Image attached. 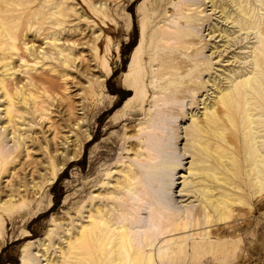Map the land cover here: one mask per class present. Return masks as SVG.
I'll return each mask as SVG.
<instances>
[{"label":"rangeland","instance_id":"obj_1","mask_svg":"<svg viewBox=\"0 0 264 264\" xmlns=\"http://www.w3.org/2000/svg\"><path fill=\"white\" fill-rule=\"evenodd\" d=\"M181 1L0 0L1 18L13 28L17 46V51L7 49L10 40L2 37L8 41L1 45L0 59L7 67L2 68L0 61V75L5 76L12 98L9 110L20 116L14 140L3 116L8 103L0 90V264H34L30 255L41 249L42 242L55 258L58 246L64 247L66 238L86 222L88 209L105 200L124 170L143 178V186L155 185L157 176L165 179V173L157 170L177 158L175 147L184 143L187 148L190 137L184 132L191 112L199 115L200 101L213 95L208 87L197 94L196 103L177 105L176 120L163 116L150 126V119L169 96L167 91L152 92L162 78L153 76L150 69L161 65L157 62L163 51L150 48L157 43L150 33L153 27L172 22L184 26L176 7ZM199 2L211 13V21L226 24L218 9L212 11L210 0H196L192 8ZM164 7L169 11L162 15ZM200 25V33L205 34L207 25L193 26ZM142 30L145 35L140 38ZM243 42L255 44L254 34ZM56 45L67 53L68 62L58 55ZM150 56L155 59L152 65ZM230 60L222 64L238 65ZM64 137L69 148L61 156L53 149L61 150ZM189 152L181 161L184 167ZM243 170L237 168L239 177ZM150 172L156 173L155 178ZM178 188L180 184L174 190ZM117 196L129 197L121 192ZM260 198L264 201V192L258 197L249 193L243 204L233 205L229 216L234 228H228V223L211 227L214 233L208 243L226 241L227 250H236L234 254L200 241L185 262L203 264L217 255L221 263L234 264L226 262L241 253L245 262L239 264H264V206L256 210L255 205ZM7 199L11 206L6 211L1 203ZM111 201L106 199L108 205ZM220 227L225 233L215 236Z\"/></svg>","mask_w":264,"mask_h":264},{"label":"bare ground","instance_id":"obj_2","mask_svg":"<svg viewBox=\"0 0 264 264\" xmlns=\"http://www.w3.org/2000/svg\"><path fill=\"white\" fill-rule=\"evenodd\" d=\"M210 2L212 11L218 9L219 17L226 24L211 21V13H206L200 2L192 8L196 0H182L176 7L184 26L172 22L163 24L162 28L153 27L150 33L157 41L150 48L158 47L163 51L157 62L161 65L150 69L153 76L162 78L152 92L167 91L169 94L165 105L161 104L150 119V126L163 116L168 121L176 120L179 107L186 102L187 105L196 103L197 94L206 87L213 93L208 101H200L203 110L199 115L191 112L190 125L184 132L190 137L187 148L184 143L175 147V161L157 170L165 173L163 181L159 176L155 178V172L149 173L157 180L155 185L143 186L140 183L143 178L139 180L135 173L124 170L113 188L106 192L105 200L88 209L86 222L80 223L78 230L66 238L64 247L58 246L55 258L43 242L41 249L32 250L30 258L34 264H187L185 261L194 255L192 252L198 250L196 242L227 250L226 241L208 243L214 233L211 227L228 223V228H234L229 216L233 205L243 204L249 193L258 197L264 192V0ZM167 11L169 8L164 7L162 15ZM55 13L62 15L61 11ZM203 23L207 25L205 34L200 33L201 25L193 26ZM143 31L140 38L145 35ZM251 33L255 44L247 46L243 40ZM2 37L10 40L7 49L17 51L13 28L3 22L0 15V50L8 41ZM53 40L58 39L53 37ZM56 48L58 55L64 57L62 60L68 62L69 56L63 54V48L57 45ZM230 59L238 65L222 64ZM154 60L150 56V65ZM0 61L6 70L7 63L3 58ZM0 90L8 103L3 110L6 125L11 127L12 139H18L15 131H19L20 116L15 117L9 110L13 104L3 74L0 75ZM68 142V137H64L61 150L55 148L53 151L66 155ZM186 149H190L187 151L190 160L184 167L181 161ZM237 168H244L242 177L238 176ZM176 179H180L177 181L180 188L174 190L178 185ZM119 192L128 193L129 197H119ZM109 197L112 201L108 205L106 199ZM7 203L8 199L1 203L6 211L11 206ZM255 205L256 210L262 208V198ZM261 225L258 220V228ZM221 228L215 236L225 233ZM83 242L86 247L81 246ZM233 251L230 252L234 254L236 250ZM225 255L224 252L226 258ZM235 258L226 263L245 262L241 253ZM221 262L217 255L202 261L203 264H223Z\"/></svg>","mask_w":264,"mask_h":264}]
</instances>
